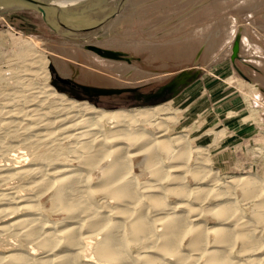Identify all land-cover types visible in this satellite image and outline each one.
<instances>
[{"label": "bare ground", "instance_id": "6f19581e", "mask_svg": "<svg viewBox=\"0 0 264 264\" xmlns=\"http://www.w3.org/2000/svg\"><path fill=\"white\" fill-rule=\"evenodd\" d=\"M1 1L6 2L9 9L30 6L37 10L40 9L39 3L29 0ZM72 2L75 3V1ZM108 2L110 3V0ZM261 4L256 2L252 7H260ZM102 9L104 10V7ZM120 11L116 12L118 14L115 20L121 16ZM42 14L46 20L53 21L55 24L59 22L65 29L72 32L77 29L84 30V32L90 31V33L86 32V38L95 35L96 30L99 31L105 25V22L96 25V22L98 23L96 21L95 25L88 27L85 24L86 29H84L78 26L83 21H79L80 24L74 27L72 23L69 25L63 21H66L63 14L60 15L63 19L59 20L57 19L58 13L50 12L48 8L44 9ZM56 20L59 21L56 22ZM220 32L219 29L218 33L216 32L217 35L215 34V39L210 42L209 51L215 49L216 38L219 37ZM67 37L69 40L63 42L62 53L69 55L70 59H73L71 55L78 51H82L88 57L94 55L93 52L82 49L83 43H74L70 41L69 36ZM126 41L110 37L97 41L95 46L118 48L120 44L124 46L128 42L131 43ZM23 43H25L24 40ZM32 55L30 57L34 60H31L32 64L38 63L41 69L43 68L45 74L42 73V76L46 75L47 81L51 66L62 77L68 78L70 75L66 70L67 63L64 60L65 63L56 58H52L51 61L36 52ZM107 64V68L113 75H116L115 72L122 75L126 71L132 72L135 69L127 63L119 64L112 61ZM14 70L16 73L18 69ZM36 73L41 74V72ZM20 79L14 78L17 89H14L13 94H18L15 97H22L26 100V105L28 101L34 102L36 98L39 99L35 103L36 108L32 110H29V107L25 108V111L29 110V113H34L29 118L27 111L23 117L20 116L23 110H20L22 113H18L19 116L17 115V118L21 117L20 121L14 120L17 111L12 112L9 109V112L5 114L2 111V114L0 113L4 118V122L0 124V136L3 135L10 142L20 138L22 146L25 144L31 148L26 153L18 151V148L15 150L13 146L17 147V144L11 146L4 140L0 141V156L4 158V160L0 159V247L6 246L0 248V264H182L185 262L187 253L180 254L182 251L179 253V249L186 241L189 247L188 255H195L192 258L193 262L203 256L206 264H264V255L263 257L253 255L254 253L257 256L264 251V239H262L264 235V181L253 174H242L231 175L220 182L222 175L220 174L219 177V173L213 170L208 148L195 147L194 149L191 147L188 134L169 135L170 126L180 119V116L176 115L163 116L171 111L170 108L160 105L149 110H104L86 101L81 102L68 98L64 94H58L54 89L46 88L48 85L33 86L34 79L33 84L32 81ZM0 94H4L5 97L12 95L6 87ZM49 98L53 99L50 103L46 102ZM30 124L36 126L32 127ZM145 125H154L159 132L154 134ZM213 139L216 141L218 138L215 136ZM41 148L44 152H40ZM194 153L198 154L194 163L196 165L189 167L188 164L193 160ZM27 155L29 158L30 156H43L44 159L50 161L60 160L63 156L70 164L51 168L48 163L39 165L40 163L29 162ZM140 156L143 157L142 160L139 158L140 164L152 176L150 181L141 182L137 178L135 165L139 167L140 165L134 162L135 158ZM2 161L6 162L2 163ZM13 162L20 164L16 165ZM94 172L100 175V181L97 179L99 185L98 182L93 185ZM183 173L187 174L185 178ZM188 176H191L197 185L196 187L193 185L195 187L193 189L190 185V190L184 187V180ZM14 181L18 187L24 188L23 192L17 191V186L9 185ZM166 181L174 186H164ZM176 184L178 186H175ZM221 187L228 189L227 192L220 191ZM183 188L185 192L181 190ZM53 189L55 192L47 198L52 200V206L55 209L63 210L67 214L68 220L65 219L70 223L61 224L62 220L49 219L48 210L43 207L45 203L42 198ZM237 189L241 191L242 206L255 204L252 215L249 217L244 215L243 208L238 210L240 202L236 196ZM177 190L179 195H187L189 192L193 194V197H199L198 201L202 196L201 202L217 200L216 206L208 209V212L215 216L218 223L210 226L206 222H201L203 214L195 208L185 214L181 213L179 208L183 206L179 204L180 202H175L178 205L174 207L167 205L166 196L172 195L173 192L176 193ZM98 193L111 197L126 208L113 207L109 216L107 212V215H104L103 210L95 205L98 201L95 203L94 199ZM127 228H129L128 231ZM97 236H101V239L99 237L98 242L94 243L95 238L93 237L97 238ZM211 237L214 238V250H208ZM238 238L243 243L240 246L244 252L240 248L243 254L231 256L232 252L229 254L228 251L233 249L231 246L234 247L239 241ZM132 242L140 243L145 248V253L141 256L136 254L138 257L131 258L128 248ZM227 245H231L232 249L224 248Z\"/></svg>", "mask_w": 264, "mask_h": 264}, {"label": "rangeland", "instance_id": "374dc122", "mask_svg": "<svg viewBox=\"0 0 264 264\" xmlns=\"http://www.w3.org/2000/svg\"><path fill=\"white\" fill-rule=\"evenodd\" d=\"M35 1L39 3L41 9L44 10L48 8L50 12H54L55 14L58 13L57 19H63L62 16H65L66 21H63L69 25L73 24L74 27L82 21L83 23L78 26L84 27V29H86V26L95 25L96 21H98L96 25H100L104 22L105 25L99 31L96 30L95 35L86 38V32L90 33V31L84 32V30L77 29L72 32L65 29L64 26L58 22L59 20H56V22H58L56 24L53 23V21L46 20L40 9L37 10L32 6L12 7L9 9L7 8L6 2L0 0V92L6 87L8 91L12 93V95H8L9 97L0 94V113L2 111V113L5 114L9 112V109L12 112L17 111V114L14 113L16 114V117L14 116L15 121H20L26 111L28 118L30 115L32 116L34 114L28 111L30 109L32 110V108H36L35 103L39 98H36L34 102L28 101L26 105V100H23L22 97H15L18 94H13V91H15L14 89H17L16 83L14 84V82L20 79L19 77H21L20 80L32 81V84L35 82L33 86L36 84H38L36 86L40 87L41 85L42 87L48 85L46 88L54 89L58 94H64L66 97L77 101H86L104 110H149L161 105L171 110L163 116H180V121L178 120L170 126L169 135L188 134L191 147L194 149L195 147L208 148L213 170L219 173V177L222 175L220 177V182H223L231 175L238 176L242 174H253L258 179L264 181V0H112V2L110 0V3L113 4H110L108 2L109 0H62V2L61 0ZM72 1H75V3ZM102 2L104 3L102 4ZM256 2L263 4H261L262 6L260 5V7H252ZM91 5L92 7H90ZM105 6H108L106 7L107 9ZM111 6H113V8H111ZM60 7L63 10H61ZM102 7H104V10ZM114 8H116V10ZM66 10L67 12H65ZM118 10H121V16L115 20ZM77 11L80 12L78 13ZM89 21L94 22L92 23ZM219 29L221 32L219 37L216 38V50L209 51L210 42L215 39ZM238 32L242 33L243 38L240 52L242 61L232 63L230 59L231 48L234 37ZM74 33H76V35ZM67 36H69L70 41L74 43H83L82 49L84 51H91L94 55L88 57L85 56L82 51H78L71 55L73 59H70L69 55L62 53L63 42L69 40ZM110 37L120 39L124 42L126 40V42H131H128V44L126 43L124 46L120 44L118 48L105 47V49H112L124 53L126 57L131 59L130 62L126 59L106 58L88 48L89 46H95L97 41L109 39ZM19 40L22 41L19 42ZM23 40L25 43H23ZM33 52L42 54L51 61L52 58H56L60 62L65 61L67 63L65 66L66 70H68L70 74L68 78L76 83L97 87L137 88L141 93L146 94L154 93L162 85L168 83L181 73V71L190 67L197 66L196 69L200 71V75L196 81L185 88L178 96L169 97L166 102L157 104H146L144 101L136 102L132 101V97H130L128 93L113 97H95L96 99L92 100L90 97L83 94L80 91L81 89L71 90L68 88L67 93L58 90L54 84V76L51 75L52 66L49 67L50 75L47 81L46 75L42 76L44 72V70H42L43 68L41 69L38 63L35 65L32 64L34 60L30 57L33 56ZM63 54L65 57L62 56ZM61 57L63 59H61ZM112 61L119 64L127 63L128 65H132L135 69L132 72L126 71V73L124 72L122 75L119 74V72H115L116 75H113L110 69L107 68V63ZM25 62L31 63L27 64ZM13 68L18 69L16 73H14L15 70ZM23 71L28 73H22ZM32 71L41 72V74L35 72V75ZM14 78H16V80H14ZM60 85L61 87H65L61 83ZM12 96L14 98H12ZM13 99H15V101ZM9 100H12L11 102H16V100L19 102H16V106V103L12 104ZM50 100L53 101L52 98H49L46 102L50 103ZM3 101L5 102L3 103ZM23 102L25 104H23ZM28 107L29 110L25 111V108L28 109ZM243 109L244 111H242ZM20 110H23V113L20 112ZM12 112L10 113L12 114ZM216 112L220 113L216 116ZM18 113L22 114L20 115L21 117L17 118ZM1 114L0 124L2 125L4 118ZM246 123L249 126L245 129L243 126L246 125ZM31 126L33 127L36 125ZM145 126L154 134L159 132L158 128L154 125ZM215 136L218 138L216 141L213 139ZM2 137L3 135L0 136V141L4 140V142L11 146L17 144V147L13 146L15 150L18 148V151L27 153L31 149L25 144L23 145L25 147H23L20 138L10 142L8 138ZM19 146L21 147L19 148ZM40 152H44V149L41 148ZM197 155V153L192 155L193 160L188 164L189 167L196 165L194 163L196 162ZM28 156L29 155H27V157ZM30 157L31 158L28 157V160L30 159L29 162L40 163L39 165L48 163L51 165V168L70 164L63 156L60 157V160L56 161L44 159L43 156ZM139 158L143 159V157L140 156L135 158L137 161L135 160L134 162L140 165V167L135 165L137 178L141 182L150 181L152 176L146 168L142 167L143 165L140 164L142 159L140 160ZM0 159L4 160L1 156ZM4 162L6 161H2V163ZM13 163L16 165L20 164ZM183 174H185V178L187 174ZM188 178V180L186 179L187 181L184 180L185 184H183L184 187L186 186V189L188 187V190H190V188L193 189L196 184L191 176H188ZM97 179L100 181V175L98 172H94L93 185L97 184V182L99 185ZM190 180L193 181L191 182ZM103 182L100 183L102 184ZM9 185L12 187L17 186L16 190L19 192L24 191V188L18 187L15 181L9 183ZM163 185L166 187L174 186L172 183L168 184V181ZM175 186L178 185L176 184ZM220 186L221 185H219V187ZM219 187L217 186V189ZM181 190L184 192L186 191L185 188ZM223 190L227 192L228 189L221 187L220 191ZM54 192L53 189L43 197L44 199L42 198V201L45 203L43 207L48 210L49 219L53 221L62 220L61 224H64L63 222L70 223L67 221V214L63 212V210H61L62 213L60 210L55 209V207L52 206V200L47 198V196L51 197ZM176 193L173 192L172 195L166 196L167 205L174 207L178 205L176 203L180 202L179 204L183 206L179 208L181 213L185 214V212L195 208L203 214L200 220L201 222H206L210 226L218 223L215 216L213 214L210 215V212H208V209H212L216 206L217 200L201 202L203 200L202 196H200V200L198 201L199 197H193V194L189 192H187V195L182 194L184 197L178 194V190ZM236 194L240 202V208H238V210L243 208L245 211L243 212L244 215L247 217L251 216L255 204L242 206L240 189H237ZM95 199V203L98 201V204H94L100 207V210H103L102 212L104 215L108 213L107 216L110 215L109 213L115 207H117V209L121 207L126 208L121 205L122 203H119V205L117 201H114L111 197L104 196V194H96ZM50 206H52V210ZM56 210L60 212L58 213ZM128 229L129 228H127V231ZM99 237L101 239V236H97V238L93 237L95 238L93 239L94 243L98 242ZM262 239H264V235ZM213 242L214 238L211 237L208 250H214L215 246H213ZM240 242L239 240L236 243L239 246L236 244L234 247L233 245H227L224 248L227 250L233 248L231 251H228L229 254L232 252L231 256H238L239 253H242L241 251L244 252V249L240 246L243 245V243ZM130 244L132 246L129 245L128 252L131 253V255L129 253L131 258H136L145 253V248H143L140 243L132 242ZM2 246L0 248L6 247H4V245ZM187 249H189V247L186 241L179 249V253L182 251L180 254L183 253L185 255V253H187L188 255ZM136 254L138 256H136ZM187 255L185 262H182V264H206L204 263L206 262L204 261L205 257L202 258L203 256H201L200 259L198 258V261L196 260L193 262L192 258H194L195 255H192L193 257L191 255H188L190 256L188 257ZM253 255H255V257H263L264 251L257 256L254 253ZM196 256L198 257V255Z\"/></svg>", "mask_w": 264, "mask_h": 264}, {"label": "water", "instance_id": "95a60500", "mask_svg": "<svg viewBox=\"0 0 264 264\" xmlns=\"http://www.w3.org/2000/svg\"><path fill=\"white\" fill-rule=\"evenodd\" d=\"M31 2H36L35 0H29ZM38 3V2H37ZM40 11L44 13V10L40 8ZM241 43H242V33L238 32L233 40L230 59L232 63H236V61H242V57L240 55L241 52ZM89 49L95 51L99 55L110 58V59H126L128 62L131 61L130 58L126 57V55L122 52L115 51L112 49H105L96 46H89ZM197 66L190 67L184 71H181L176 77H174L168 84L160 87L157 92L154 93V96H158L160 93L167 91L170 94V97L178 96L185 88L189 87L194 81L199 78L200 71L196 69ZM51 75L54 76V84L57 89L60 91H66L63 87L57 85V82H61L62 84H71L72 80L67 77H61L57 71L52 67ZM73 83L81 89V91L89 97H113L120 96L123 94H127L130 92H137V88L130 87H97L90 85H83L80 83ZM145 101L150 100V95L143 94Z\"/></svg>", "mask_w": 264, "mask_h": 264}, {"label": "flooded vegetation", "instance_id": "af4514ba", "mask_svg": "<svg viewBox=\"0 0 264 264\" xmlns=\"http://www.w3.org/2000/svg\"><path fill=\"white\" fill-rule=\"evenodd\" d=\"M170 82V81H169ZM168 82V83H169ZM60 83L61 82H57V85H59V86H61L60 85ZM168 83H166V84H168ZM62 84V83H61ZM166 84H164V85H166ZM65 87H63L66 91V93L68 92V88L69 89H71V90H77V89H79L80 90V88H78L74 83H73V81H72V83L71 84H63ZM164 85H162V86H164ZM161 86V87H162ZM81 91V90H80ZM158 91V90H157ZM157 91H155V92H157ZM82 92V91H81ZM154 92V93H155ZM83 93V92H82ZM154 93H148L147 95H150L151 97H150V100L149 101H145V99H144V97H142V95L143 94H145L146 95V93H141L140 92V90L138 89L137 90V92H130V93H128L129 95H130V97H132V101H136V102H141V101H144L146 104H157V103H161V102H166L168 99H169V97H170V94L169 93H167V91H164V92H162V93H160L158 96H154ZM84 94V93H83ZM76 95H78V94H76ZM78 97V96H77ZM87 97H89V96H87ZM97 98V97H96ZM95 97H90V99H92V100H95L96 99ZM135 102V103H136Z\"/></svg>", "mask_w": 264, "mask_h": 264}, {"label": "crops", "instance_id": "0c3cea01", "mask_svg": "<svg viewBox=\"0 0 264 264\" xmlns=\"http://www.w3.org/2000/svg\"><path fill=\"white\" fill-rule=\"evenodd\" d=\"M242 42H243V38H242ZM241 48H242V43H241ZM244 111V109L242 110ZM220 112H216L215 115L217 116ZM249 125L246 123V125H244L243 127L246 129Z\"/></svg>", "mask_w": 264, "mask_h": 264}]
</instances>
